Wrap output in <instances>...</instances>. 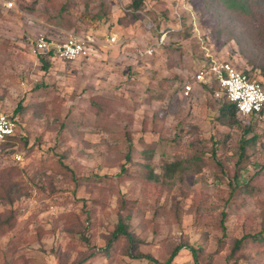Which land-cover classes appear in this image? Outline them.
<instances>
[{
	"label": "rangeland",
	"instance_id": "obj_1",
	"mask_svg": "<svg viewBox=\"0 0 264 264\" xmlns=\"http://www.w3.org/2000/svg\"><path fill=\"white\" fill-rule=\"evenodd\" d=\"M238 1L145 0L135 12L131 0H0V113L18 120L0 185L21 195L0 200V214L16 213L0 264H166L180 245L199 261L183 248L169 264H231L233 242L262 231L264 115L225 116L201 85L182 95L208 59L264 85V0ZM71 35L97 39L96 52L43 71L35 41ZM95 102L108 110L96 115ZM146 145L158 179L118 178L145 162ZM123 201L135 249L112 239ZM241 253L264 264V245Z\"/></svg>",
	"mask_w": 264,
	"mask_h": 264
},
{
	"label": "built area",
	"instance_id": "obj_2",
	"mask_svg": "<svg viewBox=\"0 0 264 264\" xmlns=\"http://www.w3.org/2000/svg\"><path fill=\"white\" fill-rule=\"evenodd\" d=\"M9 6L12 7L13 4L11 3ZM170 32L172 31L170 30ZM167 33L163 31L159 44L163 43ZM118 40L115 35L107 38L109 45L117 44ZM97 45L98 40L90 35H71L59 45H54L45 37H40L32 45V52L36 56L50 54L53 63L57 61L68 63L93 54L96 52L95 46ZM148 52L152 53V51ZM195 84L202 87L207 84L209 88L218 86L219 89L214 96L217 99L225 96L229 103L235 105L242 117H263L260 114L264 112V85L253 75L239 70L231 62L208 59L197 70L193 80L184 83L182 87L183 97L188 98L194 93ZM17 128L18 120L16 118L0 113V145L9 137L15 136ZM15 158L18 162L22 160L20 155H16Z\"/></svg>",
	"mask_w": 264,
	"mask_h": 264
},
{
	"label": "trees",
	"instance_id": "obj_3",
	"mask_svg": "<svg viewBox=\"0 0 264 264\" xmlns=\"http://www.w3.org/2000/svg\"><path fill=\"white\" fill-rule=\"evenodd\" d=\"M248 2V0H240L238 1V3L242 4ZM145 6V0H131V5L130 8L135 11L138 12L140 10L143 9V7ZM40 63H41V69L45 72L50 71V69L52 68V64L53 62L50 59V54L49 55H42L40 56L39 59ZM245 72V71H244ZM250 74V72H245ZM203 88H207L208 90H213L214 94L216 93V91L219 89L218 86H214L212 88H209V85L204 84ZM218 100H222L224 102H226L224 109H223V113H225V116H229L232 119L236 118V116H240L241 115L238 113V110L236 109L235 105L229 103L226 100L225 96H222L220 99ZM109 107L103 105V104H99L97 102H95V104L93 105V111L94 113L97 115H99L100 113H105L108 110ZM21 111V106L19 105L15 111V114H18ZM261 116L264 115V112L260 114ZM247 118V117H246ZM250 119L255 120V122H257L260 118L257 116H252V117H248ZM252 130V127H250V129H248L246 131V133H250ZM18 138H16V135L13 137H9L3 144L0 145V149L2 150H8V149H12L16 146ZM250 143V141H247L246 144ZM132 146V145H131ZM147 148L144 149L141 152V156L143 157V159H145V162H141V163H135L134 166L138 167L137 170H131L128 169L127 166H122L121 172L117 175L118 178L122 179V178H127V177H131V178H136V179H140V180H144V181H151V180H157L158 176L154 173L151 164L149 163V161H151L153 159V151H152V147L149 145H146ZM243 152H245L244 148H243ZM131 152H129V154L127 155V161L129 163L132 162V158L130 157ZM242 157L244 158V155H242ZM69 171L68 167H64ZM232 196L235 195L237 190H243V188H238V187H232ZM20 193L18 191V187L16 186V184L14 182H2L0 185V200L6 204H10L13 205L14 201L18 198H20ZM131 206H129L127 204V202L123 201L121 204V208L119 210V219H118V224L116 227L115 232L113 233V240H116L118 238H125L127 240V242H129V246L131 247V249H135L136 245L133 244H137L140 241H137L136 239H134L133 234H131L130 230V219H131V212L133 208H129ZM227 218V214L223 213V223L225 222ZM16 225V213L13 210H10V212L7 214H0V236H3L5 234H7L8 232H10L11 230H13V228ZM252 245H264V228L262 229V231H260L257 234H247L244 235L241 239H237L233 242V247L231 250V254L229 259L233 260V262L231 264H246L247 263V259L243 256V253H241L243 250H245L247 248V246H252ZM109 247H111V245H109ZM183 248H187L191 251L194 259L198 262L199 261V256L198 255L199 251L198 249L194 248V247H190V246H184V245H180L177 246L174 251L171 254V259L168 263L169 264L172 259H175V257L178 255L179 251ZM240 253V254H239ZM239 254V256L236 258V256ZM147 259H150L149 257H145ZM152 260V259H150ZM154 262V261H153ZM156 264H162V263H156ZM199 264V263H197Z\"/></svg>",
	"mask_w": 264,
	"mask_h": 264
},
{
	"label": "crops",
	"instance_id": "obj_4",
	"mask_svg": "<svg viewBox=\"0 0 264 264\" xmlns=\"http://www.w3.org/2000/svg\"><path fill=\"white\" fill-rule=\"evenodd\" d=\"M200 85L199 84H195L194 85V90H195V87H199ZM189 98V97H188Z\"/></svg>",
	"mask_w": 264,
	"mask_h": 264
}]
</instances>
